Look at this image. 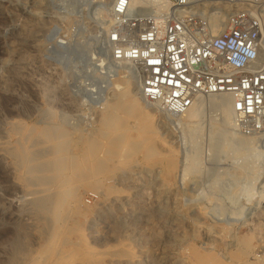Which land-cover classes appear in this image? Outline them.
<instances>
[{"label": "rangeland", "instance_id": "obj_1", "mask_svg": "<svg viewBox=\"0 0 264 264\" xmlns=\"http://www.w3.org/2000/svg\"><path fill=\"white\" fill-rule=\"evenodd\" d=\"M81 1L0 0V264H42L67 237L72 264H264V138L210 105L196 120L132 108L138 83L102 49L110 20ZM60 157L65 175L89 162L87 179L60 185Z\"/></svg>", "mask_w": 264, "mask_h": 264}, {"label": "built area", "instance_id": "obj_2", "mask_svg": "<svg viewBox=\"0 0 264 264\" xmlns=\"http://www.w3.org/2000/svg\"><path fill=\"white\" fill-rule=\"evenodd\" d=\"M138 1L101 5L110 20L105 55L129 66L123 74L141 96L176 118L220 97L238 130L264 138V0Z\"/></svg>", "mask_w": 264, "mask_h": 264}, {"label": "bare ground", "instance_id": "obj_3", "mask_svg": "<svg viewBox=\"0 0 264 264\" xmlns=\"http://www.w3.org/2000/svg\"><path fill=\"white\" fill-rule=\"evenodd\" d=\"M96 0H91V3H92V5L94 6V2H95ZM99 2H97L96 3V5L94 6V7H96V6H99L98 7V9H97V12L99 13V14H101V15H103L104 17H108L109 18V16H108V12H107V10L101 5V0H98ZM81 3L82 4H84V3H87V0H82L81 1ZM134 3L136 4H139L140 2L138 1V0H134ZM149 8H152V7H154V5H149L148 6ZM110 23V22H109ZM221 27H223V24L221 23ZM108 30H109V26H108V28L106 29V30H104L103 31V33L105 34V38L103 39V42L106 40V38H107V33H108ZM55 35V34H54ZM52 39H54V36H52L51 37V40ZM102 42V43H103ZM58 44H57V46L58 47H60V48H64L65 47V41H62V40H58V42H57ZM103 45V44H102ZM103 49V48H102ZM128 68H129V66H127ZM130 69V68H129ZM123 84H124V82H123ZM133 83L131 82V81H125V89H128L129 87H130V85H132ZM134 84H136V82H134ZM140 87V85H138V84H136V89L138 90V95H139V99H134V101H133V103H132V108H135V107H138V109L140 110V111H142V112H146V110L147 109H153V108H157V109H161L160 107H158L157 105H154V104H151V103H149V102H147L142 96H141V88H139ZM210 105V107L212 106L213 108H217V110L219 109V110H224V111H226V115L228 116H226V119H225V121H226V124L227 125H233V126H236L237 125V116L235 115V113H234V111H233V108H232V105L230 104V103H225L220 97H217V96H213V97H210V98H206L205 100H201L198 104H197V106L196 107H194V108H192L191 110H189L188 111V113H186L184 116H183V118H185L186 120L188 119V120H196L197 119V117L199 116V114H200V112H201V110L203 109V108H205V106H209ZM204 110V109H203ZM144 115V114H143ZM202 116V115H201ZM182 117V116H181ZM154 118V117H153ZM110 119H111V115H109V117H108V119H107V121H110ZM184 119V120H185ZM198 119H199V117H198ZM183 120V121H184ZM123 124V123H122ZM17 125V124H16ZM188 125V124H187ZM17 127H19V126H17ZM17 127H16V129H17ZM19 129H20V127H19ZM25 129V128H24ZM21 132V131H20ZM22 133V132H21ZM148 133V132H147ZM24 134V133H23ZM109 135V134H108ZM121 136V135H120ZM119 137V136H118ZM107 138V137H106ZM123 138V137H122ZM28 139H29V134H25V136H24V140L25 141H28ZM61 139V138H60ZM118 140V139H117ZM19 141V140H18ZM35 141V140H34ZM54 142V141H53ZM35 143H36V141H35ZM42 143V142H41ZM21 144V143H20ZM19 144V145H20ZM34 144V143H33ZM32 144V145H33ZM11 145V144H10ZM22 145V144H21ZM31 145V147H33ZM48 145H49V142H48ZM54 145H56V144H54L53 143V147H54ZM58 145V144H57ZM50 146V145H49ZM21 147V146H20ZM30 147V146H29ZM34 147H35V145H34ZM48 147V146H47ZM17 148H19V146L17 147ZM25 148V147H24ZM56 148V147H55ZM54 148V149H55ZM59 148V147H58ZM22 149V148H21ZM49 149H52V148H49ZM57 149V148H56ZM55 149V150H56ZM29 150V149H28ZM27 150V152H28V154H29V151ZM53 150V149H52ZM55 150H54V152H55ZM43 151V150H42ZM49 151H51V150H49ZM57 151V150H56ZM26 152V151H25ZM25 152H22L21 150H20V148L19 149H16V153H15V156L14 157H16V160H18V161H24V159H26V157L28 156L27 155V153H25ZM53 153V152H52ZM13 154V153H12ZM31 154H32V152H31ZM30 154V155H31ZM55 154V153H54ZM27 155V156H26ZM188 155V154H187ZM13 156V155H12ZM59 156V155H58ZM58 156H56V157H58ZM186 156V155H185ZM255 158V157H254ZM58 160H57V164H58V166H57V171L59 172V174H62L63 173V171H65V169L67 168L68 169V167H66L64 164V161H63V159L62 160H60L61 159V157L60 158H57ZM189 159V158H188ZM90 160V159H89ZM95 160H96V158H95ZM31 161V160H30ZM55 161V160H54ZM86 161V160H85ZM91 161V160H90ZM244 161V160H243ZM262 161V160H261ZM26 162V161H25ZM92 163H93V161H91ZM260 162V161H259ZM87 164L89 163V162H86ZM85 163V165L84 166H82V167H79V169L76 171L75 170V172H72L71 174L70 173H68V174H70V175H65L64 173V175L62 176L61 175V180H60V185H64V183H69L71 180H73L74 178H77V179H79V176H80V180H81V182L85 179H87V178H85V177H83V173L81 174H79V172L82 170V169H85V168H87L89 165H87ZM67 164V163H66ZM189 164V163H188ZM192 164V163H191ZM26 165V164H25ZM25 165H23V166H25ZM68 165V164H67ZM185 165V164H184ZM247 165V164H246ZM28 166V165H27ZM186 166V165H185ZM258 166V165H257ZM260 166V165H259ZM258 166V167H259ZM263 166V165H262ZM76 167V166H75ZM190 167H191V165H187L186 167H183V168H181L180 170H179V180H185L186 179V176H187V173H188V170L190 169ZM261 167V166H260ZM259 167V169H261ZM76 168H78V166L76 167ZM91 168V167H90ZM258 169V170H259ZM22 169H20V171H21ZM73 170V169H72ZM191 170V169H190ZM257 170V171H258ZM68 171V170H67ZM66 171V172H67ZM83 171H85V170H83ZM53 172H55V171H52V173ZM65 172V173H66ZM82 172V171H81ZM97 172H99V171H97ZM85 174V173H84ZM96 174V173H95ZM94 174V175H95ZM57 175V174H56ZM81 175H82V177H83V179H81ZM86 175V174H85ZM20 176H21V174H20ZM98 176V175H97ZM57 177H58V175H57ZM21 178H22V176H21ZM55 178V177H54ZM88 178H90L89 177V175H88ZM258 178V177H257ZM59 179V178H58ZM76 179V180H77ZM93 179L94 178H92L91 180L93 181ZM96 179V178H95ZM94 179V180H95ZM23 180V179H22ZM55 180H57V179H55ZM75 180V179H74ZM260 180V179H259ZM27 181V180H26ZM59 181V180H58ZM78 181V180H77ZM92 181H89L88 180V182H92ZM182 181V182H183ZM94 182V181H93ZM83 183V182H82ZM82 183H81V185H82ZM66 184V185H67ZM86 184H88L87 182H86ZM79 186V185H78ZM77 186V187H78ZM77 187H74L73 186V184L72 185H69V187H68V189L66 190V191H64V192H61V191H59L58 193H59V195H57V200H56V206H55V208H56V210L57 209H61V207L63 206H70V207H75L76 205H77V202H78V197H77V189L79 188H77ZM83 187V186H82ZM81 187V188H82ZM66 187H64V189H65ZM57 189H59V188H57ZM60 190H61V188H60ZM80 190V189H79ZM57 194V193H56ZM262 194V193H261ZM79 195V194H78ZM54 197V196H53ZM79 199H80V196H79ZM239 200V199H238ZM242 202V201H241ZM241 202H238V203H241ZM260 202H264V195H262L261 196V199L259 200V203ZM233 205H235V204H233ZM69 207V208H70ZM76 208V207H75ZM59 209V210H60ZM71 209V208H70ZM55 210V209H54ZM72 210V209H71ZM70 210V211H71ZM69 211V210H68ZM54 212V211H53ZM235 212V211H234ZM64 213V212H63ZM54 215V214H53ZM55 216L59 219V217H61V215L58 213V210H57V212H56V214H55ZM54 216V217H55ZM56 217L54 218V219H56ZM66 217V216H65ZM64 219V218H63ZM54 221V220H53ZM57 222H58V220H57ZM60 222H61V220H60ZM77 230V229H76ZM79 230V229H78ZM72 232V231H71ZM54 234V233H53ZM61 234H63V233H61ZM56 235H58V234H56ZM60 235V234H59ZM63 236V235H62ZM70 236V235H69ZM58 237H60V236H58ZM80 237V236H79ZM56 238H57V236H56ZM70 239V237H67V239ZM58 239V238H57ZM56 239V241H54L53 243H51L49 246H47V247H44L43 248V250H42V252H41V256L43 255L45 258H44V261L42 262V264H72V262L70 261V260H72V259H74L75 257H72L71 259H69L70 258V255H72V256H75V254H74V252H71L70 250L71 249H69V251H67V244L68 243H70L71 241H69V239H68V243H66V241H67V239H65L66 241H62L63 243H59L58 241L59 240H57ZM62 239V238H61ZM61 241V240H60ZM75 246V245H74ZM82 246V245H81ZM81 246H79L78 247V251H79V253H78V256H79V254H80V252L81 251H83V252H85L84 253V255L86 256V253H90V250L88 251L85 247H83V249H81ZM74 250H75V248H74ZM69 252H71V254L69 253ZM97 252V251H96ZM73 253V254H72ZM77 254V253H76ZM101 254V253H100ZM123 254V253H122ZM83 255V256H84ZM88 255H90V254H88ZM95 255V254H94ZM97 255V254H96ZM125 255V254H124ZM116 256H118V255H116ZM128 256H131V255H128ZM79 257H81V255L79 256ZM84 258V257H83ZM105 258V257H104ZM113 258V257H112ZM86 259V258H85ZM92 260V259H91ZM74 261H75V259H74ZM74 261H73V264H74ZM94 261V260H93ZM97 262V261H96ZM203 262V261H202ZM17 263V262H16ZM122 263V262H121Z\"/></svg>", "mask_w": 264, "mask_h": 264}]
</instances>
